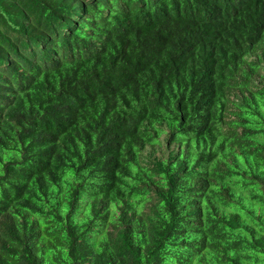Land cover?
Segmentation results:
<instances>
[{"label":"trees","instance_id":"1","mask_svg":"<svg viewBox=\"0 0 264 264\" xmlns=\"http://www.w3.org/2000/svg\"><path fill=\"white\" fill-rule=\"evenodd\" d=\"M0 264H264V0H0Z\"/></svg>","mask_w":264,"mask_h":264},{"label":"bare ground","instance_id":"2","mask_svg":"<svg viewBox=\"0 0 264 264\" xmlns=\"http://www.w3.org/2000/svg\"><path fill=\"white\" fill-rule=\"evenodd\" d=\"M258 38V37H257ZM253 40V39H252ZM243 41V40H242ZM239 47V46H238ZM240 52V51H239Z\"/></svg>","mask_w":264,"mask_h":264}]
</instances>
